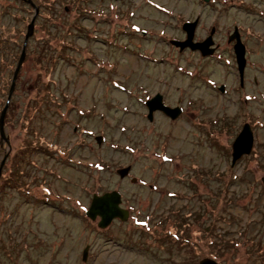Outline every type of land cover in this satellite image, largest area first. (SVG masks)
I'll return each instance as SVG.
<instances>
[{
    "label": "rangeland",
    "instance_id": "rangeland-1",
    "mask_svg": "<svg viewBox=\"0 0 264 264\" xmlns=\"http://www.w3.org/2000/svg\"><path fill=\"white\" fill-rule=\"evenodd\" d=\"M73 1L36 0L42 7L27 42L33 8L23 5L18 12L24 19L16 20L15 10L4 16L0 7V115L7 108L5 135L11 145L2 144L0 138V164L7 159L3 180L13 176L0 192V264H199L204 258L219 264H264V209L252 207L264 200L261 196L255 200L264 177V155L244 158L232 168L230 134L223 128L230 119L238 126L242 120L249 121L239 104L228 101H237L239 94L250 100L249 118L264 122V113L256 115L257 102H264V6H252L248 0H216L212 9L219 15L229 8V29L242 20L248 27L247 72L257 77L258 85L246 94L239 89L236 96L230 86L232 76L227 78L229 71H235L230 68L233 60L210 65L179 62L175 51L158 45L153 35L162 31L154 19L164 24L166 20L149 5L150 0L121 4V13L136 12L131 19L139 32L132 37L127 26L132 20L117 22L114 0L110 4V0ZM155 1L170 9L176 3ZM241 4L252 9L241 10ZM74 7L87 8L88 17ZM176 7L187 20L191 0ZM174 14L173 10L166 15ZM224 23L225 15L215 22L212 18L204 21L206 28H223V34ZM83 24L93 41L82 39L84 34L76 26ZM143 32L149 34L145 37ZM166 35L171 38L169 30ZM25 43V59L10 95ZM166 57L169 62H160ZM221 83L228 84L225 95L216 91L214 100H209L204 94L210 84ZM157 92L164 93L169 103L180 99L185 112L196 115L200 127L189 126L192 116L179 131L173 127L162 131V122L149 126L146 107L138 109V98L143 101ZM251 96L257 97L256 102ZM199 113L212 118L202 121ZM255 125L264 141V127ZM209 128L214 130L215 142L208 139ZM97 135L104 138L101 146ZM164 138H170L166 155L159 151ZM21 149H26L20 165L22 179L15 170L8 171ZM257 149L263 150L261 144ZM155 162L157 169H153ZM193 162L200 165L195 172L200 191L217 195L212 198L215 204H206L208 197L201 196L197 206H192L193 201L187 206L179 197L170 196L188 193L186 177L192 171L187 168ZM130 163L135 167L132 175L120 179L117 169ZM134 175L138 183L142 180L147 185H133ZM112 190L121 191L123 206L131 214L125 222L114 220L100 229L99 220L92 221L85 213L94 194ZM226 193L230 204L225 202ZM199 207L198 224L188 218L180 221L188 208L196 212ZM256 242L261 243L259 248L250 251Z\"/></svg>",
    "mask_w": 264,
    "mask_h": 264
},
{
    "label": "flooded vegetation",
    "instance_id": "flooded-vegetation-1",
    "mask_svg": "<svg viewBox=\"0 0 264 264\" xmlns=\"http://www.w3.org/2000/svg\"><path fill=\"white\" fill-rule=\"evenodd\" d=\"M20 4L19 7L21 8L23 5H25L26 7H32L34 10V17L35 19H37L39 12L41 10L42 5H37L36 4V0H19ZM77 0H74V4L76 3ZM82 3L86 0H80ZM110 0L109 4L111 3ZM127 0H119V1H115L114 0V5L116 8H118V19L117 22H119L120 20H125L127 21L128 17H129V21H131L132 16L134 17V15H136V12L133 14L130 13L129 15L124 13H121V11L123 9H121V4L123 2H126ZM148 1V0H145ZM151 2H149L150 6H153L155 9H157L158 11H160L164 16L161 18H164L166 20V24L161 23L160 18H156L154 19V21L156 22L155 24H159V28H161L162 34H154V31L152 29V34H154L153 36L156 38V40L160 41L158 43V45L160 47L165 46L166 48H168L169 52L175 51L177 56H174V58L176 59V61L179 62H186V63H197V64H211V63H222V64H228L231 62V60H233V65L230 66V68L235 69L234 72L229 71L227 73V78L229 77V74L232 76V82L230 84L231 88H233V95L238 96V90L241 89L243 91H245L244 94H246L248 92V89H257V85H258V81H257V77H253L251 78L250 75H248L249 73L247 72L248 69V65L246 64V67L244 69V72L242 75H240V72L238 70L237 64H236V54L234 51V46L237 42V40L239 39L242 44H244V46L246 47V56L248 55V50H249V39H246V33L248 30V27L245 25V22H243V20L241 21V23L238 25L236 23H233V26L230 28L229 25L226 24L227 21V13L229 8L227 9V13H223V14H219L217 15L216 12L217 11H213L212 9L214 8V4L216 2V0H191L192 3V10H190V16L188 17L187 20L184 19L182 13V9L176 7V5L181 6L182 5V1L184 0H175V6H173V8H168L169 6H165L164 3H162L160 1V4L157 3L155 0H150ZM246 1V0H244ZM170 2H172L170 0ZM98 4H101L100 2H98ZM108 4V5H109ZM248 4H251L252 6H256V7H260V6H264V0H248ZM119 5V6H118ZM146 5V4H145ZM84 6V5H82ZM81 6V7H82ZM241 10L243 9L244 11H248L252 8L248 7V5H244L241 4ZM175 11V14L173 15V17H169L166 14H170V11ZM69 9H66V11H68ZM74 10L81 12V14L85 13V16L88 17V10L83 9L81 10V8L79 7H74ZM138 11V8H137ZM263 14V12L261 13ZM142 16L144 14H139V16ZM225 15V23L223 27H227L224 34H223V28L222 29H218L216 26H209V28H206L207 24L204 25V21L205 22H209L210 18H212L213 22H215L216 20H221L222 16ZM33 17V18H34ZM121 17V18H120ZM154 17V16H153ZM158 19V21H156ZM245 20V18H244ZM132 22V23H131ZM130 22V24H128L127 26L130 28L131 33H128L130 35H128L129 37H132V35H134V33H138L139 31L136 29H133V27H136L134 21L132 20ZM204 25V26H203ZM165 26L167 27V30L170 31L171 33V38H165L164 36L166 35L167 30H165ZM87 26L86 25H82L80 32H83L84 36H83V40L85 42L93 41L92 37L89 36L88 34V29H86ZM217 28V29H216ZM155 29V28H154ZM158 29V28H157ZM155 29V31L157 30ZM205 31V33L203 32ZM92 32H96V31H92ZM120 34V33H119ZM123 35V33H121ZM148 33L143 32V35L146 37ZM258 42H261L260 40H257V44ZM262 43V42H261ZM24 46V44H23ZM23 49V47H22ZM22 53V50H21ZM179 58V59H178ZM248 60V58H246ZM168 61V57H166V59L164 60V58L160 61V62H167ZM169 62V61H168ZM228 62V63H226ZM248 63V61H247ZM204 70L207 68V66L203 67ZM227 83H221L220 85L214 87L210 84V88H208L207 90L209 91L208 93L205 92V96H208L210 98H208L209 100H214L213 94L218 91L221 95H225L226 93V89H227ZM197 88H195L194 90H196ZM199 89V88H198ZM217 93V92H216ZM161 95L162 96V103L168 107L171 108V110H169V112L171 113V115H167L166 113H164L161 110H157L154 111L152 113V118L149 117V109L146 105V102L151 100L153 97H155L156 95ZM242 95V94H241ZM248 95V94H247ZM212 96V97H211ZM263 96V94H262ZM251 100L255 101L257 100L256 96H251ZM138 100H140L141 104L138 109L142 110L146 107L147 112H145L144 117L146 118V120L149 122V126L154 125L156 122H162V131L164 130H169L170 128L173 127V130L179 131L180 129L186 127V124H188V117L192 116L194 119H192L193 121H191L189 126H193V127H200V122H195V118L196 115H193V112H190L189 115L188 113L185 112V107L184 105L181 104V100L179 99L177 104H173V103H169L167 101L166 95H164V93L161 92H157L154 95H148L147 97H145V99L143 101H141V97L138 98ZM229 102L231 101L232 103H236L239 104L237 107H239V110L241 112H244V118L248 119L247 120H242V122L238 125H236L232 119H230V121H227V125L224 126V131L226 133L230 134V139H231V143H230V166L233 168L234 166L238 165L239 161L235 162L234 164L232 163V145L235 141V139L238 137V135L240 134V132L242 131L243 127L245 124H249L252 131H253V136H254V144H253V148H252V152L249 156H244L242 159H246L248 160L249 158H253V156H263L264 155V141L262 142L260 140V136L258 135L257 131H256V125H260L262 127H264V122L260 121L259 118L255 119L254 121L251 120L248 116V110L246 108V106L248 105V102L250 100H243L239 94L237 101H233V100H228ZM189 102V101H188ZM228 102V109L231 107V104H229ZM240 102V103H239ZM243 102V103H242ZM258 107L256 108L258 111V114H256L258 117L260 116V113H264V102L262 103H258ZM200 106V108L203 106H201L200 104L198 105V107ZM209 106V105H208ZM212 106V105H210ZM215 108H212L209 112H212ZM206 114H200L198 118H200L202 121H206L209 122V119H211V116H208L207 118H203ZM263 116V115H262ZM203 118V119H202ZM216 120V118H215ZM253 122V123H251ZM164 133V132H163ZM207 135H208V139L209 141L212 140L213 142H215V138L216 135L214 133V130L209 128L207 130ZM96 141L97 144L99 146H101L102 142L104 141V138L102 136L97 135L96 137ZM170 138H164L162 145L159 148V151L164 155H166L167 153L170 154L169 150H168V140ZM100 140V141H99ZM233 141V142H232ZM261 144V146L263 147L262 151H259L257 149L258 145ZM8 158V155H7ZM7 160V159H6ZM161 163V161L159 162ZM21 164V163H20ZM154 168L153 169H157V162L153 163ZM164 164V163H162ZM5 165V163H4ZM199 164H196L195 162H193V164L189 165L187 169H189L190 171H192V175L190 177H186V182H187V187H188V193L184 194V193H177L176 196H173L172 194L170 195L171 197H179L180 199L184 200L186 203V205L188 206V204H190L191 201H193L192 206H197L196 202L197 200L199 201V199L201 198V196H205L208 197V203L206 204H215L212 202V198H216L217 195L213 194L211 192V190H209V194H206V192H201L200 190L202 189L201 183H200V178L195 177V172L200 169ZM123 168H129L128 174L126 175L127 178H129L132 175L133 172V168L134 164L130 163L129 165H125L122 166L120 169H117V174L118 171H120ZM142 176H145V174H142ZM149 176V175H147ZM118 177L120 179H124L121 178L120 175L118 174ZM164 177L167 178H172L169 177L167 174H165ZM185 177V176H184ZM139 182V178H137L135 175L132 177L131 179V183L135 186H139L141 185V188H144L147 183L144 181H140ZM148 186L150 188H155L157 189V185H154L152 183H148ZM112 191H118V190H112ZM161 192H165V190L160 189ZM121 194V198H122V203H121V207L124 208L123 206V195L121 193V191H118ZM104 194V193H103ZM207 195V196H206ZM227 193L225 194V202L230 204L229 198L230 196H226ZM248 196V194H246ZM263 197L264 198V185L263 183L260 185L259 189H258V194L255 196V200L258 197ZM201 200V199H200ZM254 200V202H256ZM215 202V201H214ZM261 207L262 209H264V200L259 202V204L257 205H253L252 207ZM183 207V206H182ZM125 209V208H124ZM128 210V209H126ZM189 212L186 213V216L181 218L180 221L183 222L184 218H188L189 222L192 224H198L199 223V219H200V214H201V209L199 207V211L193 212V210H191V208L187 209ZM206 209L203 210V213L205 212ZM213 210V209H212ZM211 211V210H210ZM129 212V216L131 214V212L128 210ZM179 213V212H176ZM128 216V218H129ZM118 220V219H116ZM196 222V223H195ZM188 223V225L190 224ZM179 228V232L182 231V227H180L178 225ZM259 242H256L254 246L249 247L250 251H254L257 250L259 248Z\"/></svg>",
    "mask_w": 264,
    "mask_h": 264
},
{
    "label": "water",
    "instance_id": "water-1",
    "mask_svg": "<svg viewBox=\"0 0 264 264\" xmlns=\"http://www.w3.org/2000/svg\"><path fill=\"white\" fill-rule=\"evenodd\" d=\"M115 1H119V0H115ZM34 21H35V17L32 18L30 25L28 26V33L26 35L25 42H27L33 34ZM25 46L26 43L23 46L21 56L19 58L15 73L12 78L10 95L15 88L17 76L21 70V66L25 59V49H24ZM234 51L236 54V64L240 72V75H242L247 64V59H246V47L244 46V44H242V42L239 39L237 40L234 46ZM161 99L162 96L158 94L155 97H153L151 100L146 102V105L149 109L150 118H152L151 117L152 113L157 110H161L167 115H171V113L169 112L171 108L166 107L162 103ZM6 113H7V108L3 109L0 115V138H1V143L6 142L8 147H11L10 140L5 135ZM253 144H254L253 131L250 125L247 123L244 125L242 131L240 132V134L235 139L232 145V163L234 164L235 162L242 160L244 156H249L252 152ZM5 161L6 160L4 159V161L0 164V176ZM128 171L129 168H123L120 171H118V174L120 175L121 178H124L128 174ZM261 182L264 185V177L261 179ZM121 203H122V198L120 192L118 191H109L101 195L94 194L92 196L89 208L85 213V217L92 221H96L97 219H100L97 223V226L100 229L108 228L112 224V222L116 219L125 222L128 220L129 212L128 210L121 207ZM86 255H87V250H84V255H83L84 260L86 259ZM199 264H219V263L212 258H204L199 261Z\"/></svg>",
    "mask_w": 264,
    "mask_h": 264
},
{
    "label": "trees",
    "instance_id": "trees-1",
    "mask_svg": "<svg viewBox=\"0 0 264 264\" xmlns=\"http://www.w3.org/2000/svg\"><path fill=\"white\" fill-rule=\"evenodd\" d=\"M20 1L19 0H0V7H2V12H4L2 15H4L5 16V14L6 15H8L9 14V12H12L13 10H15V17H16V20H23L24 18L22 17V15L18 12V10L20 9V7H19V5L20 4H22V3H20ZM10 4H12V5H10ZM45 7H47V8H49L50 6L48 5V4H45ZM11 8V10H9ZM9 10V11H8ZM4 26V24L2 25V27ZM75 26V25H74ZM76 28H78V30L79 29H81V27H77L76 26ZM38 57V56H37ZM2 58H4L3 57V55H1V59ZM38 58H40V56L38 57ZM42 60V59H41ZM41 60H40V62H41ZM54 62L56 61V59L55 60H53ZM39 62V63H40ZM43 107V106H42ZM42 107H38V111H40V109L42 108ZM26 148H29V147H26ZM26 149H21L20 151H18V152H16L15 153V155L13 156V159H12V161H11V166L8 168V171H10V173L13 171V170H15L14 172H15V174L17 175L18 174V178H20V179H22L23 178V173L24 172H22V170H20L21 168H20V163H22V162H24V157H25V153H24V151H25ZM5 169H6V166L5 165H3V167H2V171H1V176H0V192H2V190H3V188H5L6 186H7V184H9L10 182H11V180H12V178H13V176H10V177H6L4 180H3V178H4V174H2V172L3 171H5ZM13 174V173H12ZM11 174V175H12ZM8 186H11V185H8ZM43 193H44V195H46L47 196V194H48V192H46L45 191V189H43ZM137 224H139V225H142V223L141 222H137ZM215 260V259H214Z\"/></svg>",
    "mask_w": 264,
    "mask_h": 264
},
{
    "label": "clouds",
    "instance_id": "clouds-1",
    "mask_svg": "<svg viewBox=\"0 0 264 264\" xmlns=\"http://www.w3.org/2000/svg\"><path fill=\"white\" fill-rule=\"evenodd\" d=\"M7 103H8V102H7ZM3 143H4V142H3ZM3 143H2V144H3ZM5 143H6V142H5ZM9 149H10V148H9ZM108 192H109V191H108ZM105 193H106V192H105ZM87 210H88V209H87ZM97 223H98V222H97Z\"/></svg>",
    "mask_w": 264,
    "mask_h": 264
}]
</instances>
